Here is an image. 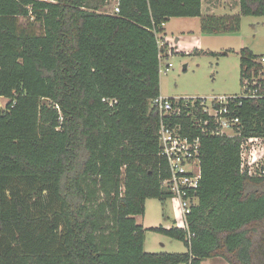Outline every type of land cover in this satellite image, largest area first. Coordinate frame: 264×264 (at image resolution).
Wrapping results in <instances>:
<instances>
[{
    "label": "trees",
    "instance_id": "16d2710c",
    "mask_svg": "<svg viewBox=\"0 0 264 264\" xmlns=\"http://www.w3.org/2000/svg\"><path fill=\"white\" fill-rule=\"evenodd\" d=\"M104 5L0 0V264H264V174L240 169L242 139H264V79L261 97L231 107L238 136L199 135L187 229L149 228L186 251L145 252L136 221L146 199L169 197L160 116L150 107L160 94L159 54L168 52L163 25L201 17L203 32L235 31L240 16H264V0L204 16L201 0H119L116 13ZM239 56L241 82L257 76L258 58L247 48ZM184 112L169 120L190 128Z\"/></svg>",
    "mask_w": 264,
    "mask_h": 264
},
{
    "label": "rangeland",
    "instance_id": "374dc122",
    "mask_svg": "<svg viewBox=\"0 0 264 264\" xmlns=\"http://www.w3.org/2000/svg\"><path fill=\"white\" fill-rule=\"evenodd\" d=\"M219 1L221 7L215 11L217 15L239 14L234 0ZM108 8L107 12H110L111 7ZM19 23L22 27L28 25L23 18ZM166 23L158 35L168 42L167 55L160 60L159 93L163 97L239 95L242 93L240 50L247 48L257 58L264 57V16H240L239 28L235 31L203 32L201 17H172ZM26 28L37 34L42 32L38 24ZM168 63L172 65L165 71ZM5 102L6 99L0 98V107ZM136 221L146 229L145 252L186 251L182 240L149 230L151 227L169 229L182 225V215L173 198L146 199L144 214L136 216ZM201 264L227 262L214 257L204 259Z\"/></svg>",
    "mask_w": 264,
    "mask_h": 264
},
{
    "label": "built area",
    "instance_id": "2783aa9c",
    "mask_svg": "<svg viewBox=\"0 0 264 264\" xmlns=\"http://www.w3.org/2000/svg\"><path fill=\"white\" fill-rule=\"evenodd\" d=\"M119 0H105L104 9L110 6V12L119 11ZM109 9V8H108ZM160 44H164L162 39ZM165 56L159 54V59ZM261 66L255 77L242 79V93L239 95H212L210 97H176L168 98L160 94L150 101V107L156 109L160 120L158 125V143L160 155L168 165V176L161 185L169 197L176 201L182 215V225L187 229V216L198 203L197 189L200 184V134L213 136H238L239 119L234 114L235 100L239 98H259L260 79H264V57L256 60ZM168 63L165 71L171 67ZM161 71L159 62V73ZM185 111V116H192V125L199 130L193 136L191 129L181 123H173L169 119L178 117ZM200 114V115H199ZM240 169L248 175L264 174V139L258 136L243 138L240 145ZM189 236V235H188Z\"/></svg>",
    "mask_w": 264,
    "mask_h": 264
},
{
    "label": "crops",
    "instance_id": "0c3cea01",
    "mask_svg": "<svg viewBox=\"0 0 264 264\" xmlns=\"http://www.w3.org/2000/svg\"><path fill=\"white\" fill-rule=\"evenodd\" d=\"M234 1H235L234 7L238 8V0H234ZM218 7H221V3L219 0H201V15L202 16H204V15H217L215 11L217 10ZM227 7H229V6H227ZM231 8H233V7H231ZM223 15H227V14H223ZM164 26H165V24L163 25V30H164ZM160 39H162L164 41V43L168 45V42H167L165 37L160 36Z\"/></svg>",
    "mask_w": 264,
    "mask_h": 264
}]
</instances>
